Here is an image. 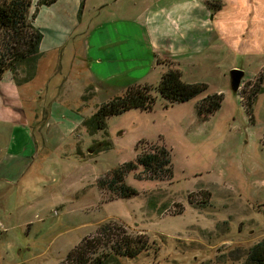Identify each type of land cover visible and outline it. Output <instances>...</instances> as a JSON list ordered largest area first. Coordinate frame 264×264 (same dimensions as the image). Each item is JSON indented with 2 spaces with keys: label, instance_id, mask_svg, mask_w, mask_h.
<instances>
[{
  "label": "rangeland",
  "instance_id": "1",
  "mask_svg": "<svg viewBox=\"0 0 264 264\" xmlns=\"http://www.w3.org/2000/svg\"><path fill=\"white\" fill-rule=\"evenodd\" d=\"M227 1L234 5L219 14L226 13L231 25L240 21L247 39L232 37L226 26L209 43L205 27L194 28L191 59L178 65L183 81L205 85L201 94L169 103L152 91L149 110L109 116L104 130L88 133L82 120L124 89L96 93L79 50L65 58L67 37L83 39L123 17L137 20L141 11L135 9L146 7L180 13L188 6L193 15L207 9L217 29L216 12ZM38 13L44 32L36 72L19 85L21 103L9 99L7 112L16 117L22 108L25 120L40 119L35 129L44 144L32 140L29 123L0 119V264H59L105 221L145 234L151 246L132 257L110 255L101 264H241L264 240V0H57ZM253 35L257 45L248 41ZM49 38L66 41L65 49L46 50ZM235 38L243 40L240 48L256 46L235 50ZM232 68L243 71L235 92L228 87ZM166 69V62L155 63L143 80L154 86ZM255 90L249 116L244 104ZM150 145L169 151L171 178L137 179L138 167L124 178L136 191L129 197L109 198L97 187L99 177Z\"/></svg>",
  "mask_w": 264,
  "mask_h": 264
},
{
  "label": "trees",
  "instance_id": "2",
  "mask_svg": "<svg viewBox=\"0 0 264 264\" xmlns=\"http://www.w3.org/2000/svg\"><path fill=\"white\" fill-rule=\"evenodd\" d=\"M55 1L0 0V80L6 71L11 73L15 85L27 83L33 78L42 37L40 29L34 26L33 19L40 6L50 5ZM31 5L32 13L28 15ZM260 81L261 77L258 82ZM205 89L202 83L182 81L179 70L169 68L161 74L154 86L140 82L127 85L120 94L98 104L92 114L81 123L88 133L104 130L109 116L133 108L149 110L155 99L152 91L169 103H177L190 100ZM259 91H253L244 104L249 116L252 115V102ZM207 97L212 106H219L215 96ZM138 167L140 170L135 174L137 179L162 180L172 177L169 151L162 145H150L136 153L133 161H124L99 177L96 180L97 187L106 192L109 198L129 197L136 191L125 183L124 178ZM150 246L145 234H133L119 223L105 221L97 225L94 233L82 237L59 264H101L110 255L132 257ZM241 264H264V240L257 242L249 250Z\"/></svg>",
  "mask_w": 264,
  "mask_h": 264
},
{
  "label": "crops",
  "instance_id": "3",
  "mask_svg": "<svg viewBox=\"0 0 264 264\" xmlns=\"http://www.w3.org/2000/svg\"><path fill=\"white\" fill-rule=\"evenodd\" d=\"M70 1L75 4L78 3V0ZM233 3L234 1H227L221 9L217 10L215 15L217 16L216 21L219 24H217V29L210 27L211 20L207 9L201 10L198 15H193L188 6H181L180 13L178 9L173 11L172 8L161 10L158 13L155 12L156 10H149L147 7L137 8L135 12L141 11V13L136 14L137 20L130 21V18L123 17L122 19L102 23L83 39L77 38L71 41L70 38L67 37V43L70 49L67 48V51L65 50L62 52H66L67 56L65 58H68V55L74 56L77 50H79V55L77 56L80 58L78 60L83 61V72L86 74L85 76L88 80L87 84L93 83L96 93L99 91L104 93L108 91H121L127 85L135 82L147 84L148 82L143 80V77L151 68L155 67V63L158 64L164 61L167 63V69L176 68L179 70L178 65L181 62L191 59L190 53L192 49H194V44L190 31L194 28L205 27L209 43L213 37L219 39L220 32L224 34L226 26L228 32L233 34L232 37L238 36L240 39H247L248 36L245 38H243V35L241 36L242 26L239 24L240 21L236 19L235 25H231V21L228 16L226 17V13L224 16L219 14L224 11L226 12L227 7L233 6ZM238 10L244 11V8L238 7ZM38 14L37 10L33 19V24L44 32L40 26L41 24L36 22ZM139 17L143 18L142 22ZM227 21L228 24L226 23ZM74 23V21L70 22L68 26ZM177 23H179V26ZM44 24L48 25L47 23ZM63 33L65 34V32ZM248 35L252 36L251 31L248 32ZM253 37H250L248 41L256 44V38H258V36L253 35ZM42 38L43 35L41 41ZM240 39L238 41L237 38H235V42L233 43V47L236 48L235 50L252 52L257 45L252 47L244 43V48H240L243 41ZM41 41L39 43V48L42 46ZM48 45L46 50L55 51V49L59 48L61 51V47L63 50L65 49L66 41L53 39L48 42ZM213 46L216 47L215 42ZM72 47H75L73 51L71 49ZM60 59L62 60V53ZM71 62V66L74 65V62ZM163 72L165 71L163 70ZM18 88L19 85H15L11 73L9 71L4 72L0 80V119L12 121L14 123H29L31 125L32 140L37 137L39 139L38 144L42 145L44 144V140L38 136L41 131H39L40 129L38 127L35 129V125L41 124L39 122L40 119L38 122H33L30 118L29 120H25V117H29V115H27L22 108H20L21 115H17L16 117L7 112L9 99L12 100L10 101L12 105H16V100L21 103L19 99L20 94H18L19 90H17ZM50 121L54 123L51 118ZM51 122H46L45 126ZM56 124L58 125V123ZM52 128L54 129L55 127L52 126ZM57 129L61 131V128ZM35 130L38 131L36 136L34 135ZM61 138H63V135L62 137H58V140H61ZM41 148L42 147L37 146L39 151H41Z\"/></svg>",
  "mask_w": 264,
  "mask_h": 264
},
{
  "label": "water",
  "instance_id": "4",
  "mask_svg": "<svg viewBox=\"0 0 264 264\" xmlns=\"http://www.w3.org/2000/svg\"><path fill=\"white\" fill-rule=\"evenodd\" d=\"M243 77V71L238 68H232L229 71V88L235 92L240 84L241 78Z\"/></svg>",
  "mask_w": 264,
  "mask_h": 264
},
{
  "label": "built area",
  "instance_id": "5",
  "mask_svg": "<svg viewBox=\"0 0 264 264\" xmlns=\"http://www.w3.org/2000/svg\"><path fill=\"white\" fill-rule=\"evenodd\" d=\"M3 230V228H2V223H1V221H0V232Z\"/></svg>",
  "mask_w": 264,
  "mask_h": 264
}]
</instances>
